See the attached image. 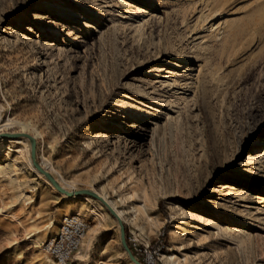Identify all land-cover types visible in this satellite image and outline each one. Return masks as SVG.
Here are the masks:
<instances>
[{"label":"rangeland","instance_id":"1","mask_svg":"<svg viewBox=\"0 0 264 264\" xmlns=\"http://www.w3.org/2000/svg\"><path fill=\"white\" fill-rule=\"evenodd\" d=\"M0 110L30 126L0 137L35 128L52 176L117 203L140 262L264 264V0H0ZM8 144L0 264H48L70 214L87 230L66 264H135L106 205Z\"/></svg>","mask_w":264,"mask_h":264},{"label":"bare ground","instance_id":"2","mask_svg":"<svg viewBox=\"0 0 264 264\" xmlns=\"http://www.w3.org/2000/svg\"><path fill=\"white\" fill-rule=\"evenodd\" d=\"M219 10H215L213 11L214 13L218 12ZM240 30H232L230 29L228 32H227V35H228V38H232L233 39L236 37L235 35H237L238 33H242V29L239 28ZM217 30V28L215 29V31ZM244 33V32H243ZM240 35V34H239ZM226 39V38H225ZM3 111L0 110V127H4V126H9V125H14V126H18L20 127V129L23 131V132H27L28 129L30 128L29 124L26 123V122H23V121H18V120H14V119H11V118H7L6 121L3 123V114H2ZM3 123V124H2ZM33 130L35 131V134H33V138L36 137L38 138V136H40V132H38L35 128H33ZM19 134H27V133H19ZM17 137H24L26 139H21V138H14V139H7V138H3V137H0V153L4 152L5 151V147H6V143H9L10 146L8 148H15V146H22L23 147V150H22V153H24L26 155V159H27V162L29 164V166L39 175H41L37 168L33 165L32 163V160H31V157H30V141H29V138L25 137L24 135H20V136H17ZM35 139V138H34ZM8 144V145H9ZM23 154V155H24ZM24 157V156H23ZM37 158L38 159H41V165L43 168L45 169H48L50 170L49 168L51 167L49 162L48 161H45L42 156H40L39 153H37ZM38 161V160H37ZM39 163V162H38ZM52 168V167H51ZM53 170V169H52ZM45 177V176H44ZM46 178V177H45ZM54 178L56 179V181L65 189H68V190H75V188L73 186H66L63 182H62V179H60L58 176H54ZM47 179V178H46ZM48 180V179H47ZM70 185H73V184H70ZM54 187V186H53ZM55 188V187H54ZM56 190V188H55ZM91 191H93L94 193L98 194L101 198H103V200L106 202L107 204V208L110 207L112 208L113 210H116V212L118 213L117 216L122 220H124V214L121 210H119L117 208V203L110 199L108 196H106L105 194L99 192L98 190L96 189H92ZM62 194V193H61ZM64 199L67 200V201H70V202H75L76 200H79V199H82V200H86L88 202H90L92 199V196H89V195H72V196H68L66 194H62ZM127 199L130 200V202H134V205H132V207L130 208L133 213H145L144 210H143V206L140 205L139 203V199H140V196L138 195L137 192H134L133 194H127ZM128 205V204H127ZM132 213V212H131ZM144 215V214H143ZM147 216V215H146ZM86 238V237H84ZM85 242H88L89 243V239L87 237V239H84ZM171 256L168 257V259H170ZM45 259H46V262L48 264H66L65 262L61 261L59 263H56L54 262L53 260H51L48 256H45ZM167 259V260H168ZM166 260V261H167ZM173 263V262H172ZM166 264H168V262H166Z\"/></svg>","mask_w":264,"mask_h":264},{"label":"built area","instance_id":"3","mask_svg":"<svg viewBox=\"0 0 264 264\" xmlns=\"http://www.w3.org/2000/svg\"><path fill=\"white\" fill-rule=\"evenodd\" d=\"M87 230L86 221L77 214L62 217L54 237L45 242L43 250L57 262H66L79 247ZM152 254L149 253L148 264Z\"/></svg>","mask_w":264,"mask_h":264},{"label":"water","instance_id":"4","mask_svg":"<svg viewBox=\"0 0 264 264\" xmlns=\"http://www.w3.org/2000/svg\"><path fill=\"white\" fill-rule=\"evenodd\" d=\"M5 135L7 136H11V137H17L20 135H24L25 137L29 138L30 141V157L32 160L33 165L37 168V170L39 172H41L47 179L48 181L52 184V186H54L56 188V190L62 194H66L68 196H72V195H89L92 196L93 198H96L98 200H100L104 205L107 206L106 202L103 200V198H101L98 194L94 193L93 191L89 190V189H79V190H68L63 188L54 178V176H52V174L47 171L46 169H44L37 161L36 158V140L29 134H19V133H6ZM109 212L116 218L118 225H119V230H120V241L121 244L125 250V252L128 254L130 260L135 263V264H145L140 262L139 260L136 259V257L133 255L132 251L130 250L127 241H126V237H125V230H124V225L123 222L121 221V219L117 216V214L115 213V211L108 207Z\"/></svg>","mask_w":264,"mask_h":264},{"label":"trees","instance_id":"5","mask_svg":"<svg viewBox=\"0 0 264 264\" xmlns=\"http://www.w3.org/2000/svg\"><path fill=\"white\" fill-rule=\"evenodd\" d=\"M143 263V262H142Z\"/></svg>","mask_w":264,"mask_h":264}]
</instances>
